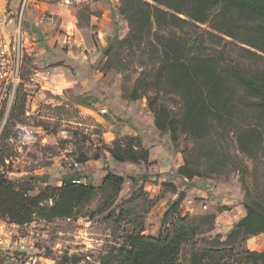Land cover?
<instances>
[{"label": "trees", "instance_id": "1", "mask_svg": "<svg viewBox=\"0 0 264 264\" xmlns=\"http://www.w3.org/2000/svg\"><path fill=\"white\" fill-rule=\"evenodd\" d=\"M119 1L117 11L127 22L128 34L121 38L115 30L102 49L106 59L102 70L122 75V97L129 102L146 100L156 130L174 146L181 136L195 141L215 136L222 142L223 154L230 157L224 145L232 137L239 154L264 164V0ZM35 32L50 52L49 59L55 58L56 66L64 65L62 52L48 49ZM25 103V95L20 94L13 112ZM4 132L3 138L9 139ZM105 149L117 164L153 165L151 150L139 136L117 138ZM13 154L6 143H0V218L18 226L36 216L49 222L73 219L99 192L106 193V200L98 213L108 211L107 218L115 219L109 210L127 180L136 190L126 200L127 208L121 206L116 221L126 220L144 196L140 183L152 178L149 171L127 179L108 169L102 185L96 187L82 183L81 175L72 172L63 177L61 186L34 195L32 181L46 182L47 177L11 180ZM94 159L99 161L101 154ZM79 160L87 162L83 156ZM230 162L240 174L246 212L224 239L205 238L214 230L217 216L184 215L186 192L179 193L173 181H164V191L178 198L163 213L157 235L144 234L146 212L135 216L123 237L121 255L109 253L100 264H264V251L246 246L249 239L264 234V184L258 181L251 191L248 168L239 155L231 156ZM195 175L188 165L174 174L183 181H193ZM155 204L151 202V207ZM59 264H81V259L63 258Z\"/></svg>", "mask_w": 264, "mask_h": 264}, {"label": "rangeland", "instance_id": "2", "mask_svg": "<svg viewBox=\"0 0 264 264\" xmlns=\"http://www.w3.org/2000/svg\"><path fill=\"white\" fill-rule=\"evenodd\" d=\"M60 1L62 0H29L22 18L23 30L25 31V16L29 9L34 11L33 14H37V12L43 11L44 8L40 7L43 2L56 4ZM5 2L8 3L11 18L15 20L14 25H9V31L13 34L20 21L19 13L21 12L22 0H4V2L0 0V7L3 5L6 7ZM89 8L87 3H81L80 18H86ZM51 16L52 13L47 14V17L51 18ZM121 21V23L118 22L115 30L118 31L121 38H124L128 34V25L122 17ZM202 28L208 30L207 26H202ZM26 45H28L27 42L23 51L20 88L6 118L4 128V135H9V139L3 138L4 130L1 133L0 143H6L14 153L9 166V178L18 182L26 176L47 177L46 182L40 179L32 181L35 187L32 194L37 195L47 187L61 186L63 177L72 172H78L81 175L82 180H84L82 183L100 187L108 169H112L127 179L133 175L139 177V175L149 171V167L145 164L138 166L128 163L117 164L105 149V147L111 146L117 138L128 136L123 132H116V129L121 127L123 121L128 122L130 120L122 116H115L111 110H108V113L104 115L105 121L101 125L94 117L86 114L85 108L89 106V98L83 97L74 89H71L69 93L58 91L60 89H56L55 86H63L65 81L61 77L63 71L54 70V67L57 66L55 63L50 64L48 58H45L46 56L37 53L29 54L26 51L28 48ZM110 78L114 83L119 84L121 89L124 88L125 83L121 74L111 72ZM50 83L55 85L54 88H51ZM46 86L56 90V93L49 92L45 88ZM20 94L25 95V106L23 109H17L13 112ZM4 117L5 112L0 116L1 122H3ZM18 127L23 129L19 131ZM107 132L111 134L105 135ZM112 133L116 135L115 139H112ZM144 136H149L153 144L157 143L159 137L151 134V132ZM160 136L161 138H168V147L171 150L172 159L169 160V157L166 161L167 155L157 145L152 148L151 157L155 159L158 156L161 163L172 164L171 166L174 167L164 181H173L177 185L179 193L186 192V199L182 203L184 215L190 213L193 216H206V214L212 213L210 212L212 209L221 214L225 211L229 212L233 206L237 205V192H241L243 200L237 205L234 214L237 217L240 209L244 213L246 212L243 207L245 195L240 183V174L230 162V157L238 154L248 168L246 178L251 191H255L258 181L264 184V178H262L264 176V164H257L239 154L232 137H227L224 145L230 154L229 157L227 154H223L222 142L219 143L215 136L204 141H195L188 136H181L175 146L168 136L163 134ZM11 138L15 139L14 143L10 142ZM160 142L163 143V141ZM168 147H166L167 150ZM97 154H101L99 161L94 159ZM82 156L87 159L86 163L79 160ZM72 163H78V166L69 167V164ZM183 165H188L195 172L193 181H183L174 176ZM158 178L157 175H154L148 182L140 183L143 185L142 194L144 196L137 204L133 205L134 207L131 208L130 212L132 215L128 216L126 220L116 221L120 217L121 206L125 204L127 208L126 200L130 199L136 190L127 180L122 187L118 200L109 210L114 212L115 219L107 218L108 211L104 214L98 213L106 200V193L99 192L89 204L79 210L73 219L58 218L49 222L41 216H36L31 223L14 229L15 239H26L34 246V249L30 250V256L37 262L42 258H49L59 264L63 258L76 257L81 259V264H100L101 260L107 258L109 253L120 256L119 249L122 247L123 237L131 230L133 218L146 212L144 234L156 236L163 213L168 208L169 203L178 198L177 194L165 192ZM157 185L160 186L157 187ZM226 186L233 189L225 190L231 195L230 201L203 202L202 192L210 194L215 190L216 195L213 194L214 197H219L221 195L219 193L223 191L221 189ZM151 202H156L154 207H151ZM206 204L208 207L204 209ZM234 214H226L229 218H222V220L216 219L214 230L204 237L214 238L219 235L224 239L237 224L236 218L234 221L230 219L234 218ZM246 246L248 248V244Z\"/></svg>", "mask_w": 264, "mask_h": 264}, {"label": "crops", "instance_id": "3", "mask_svg": "<svg viewBox=\"0 0 264 264\" xmlns=\"http://www.w3.org/2000/svg\"><path fill=\"white\" fill-rule=\"evenodd\" d=\"M4 1V0H3ZM81 3H87L89 5V12L87 13L88 19L80 18L79 9ZM119 0H62L56 4H48L43 2L42 12L33 14V10H28L26 14L25 36L27 37V52L29 54L37 53L45 58H48L50 64L55 63V58L49 59L50 52L39 42L35 31L39 32L45 40V45L48 49H55L62 52L61 59L64 60V65L54 67V70L63 71L61 77L65 80L63 86H55L51 83V88L60 89L61 93L66 91L69 93L71 89L77 90L79 94L85 98H89V106L85 108L86 114L94 117L97 122L103 125L105 121L104 117L98 115L97 109H103L106 107L111 110L115 116H122L130 121H123L121 127H117L116 132H123L124 134L141 138L143 146L152 148L157 145L166 155V161L171 160V150L168 147V138H161V134L156 130L154 126V116L150 114L146 107V101L129 102L122 97L123 92L119 84L114 83L110 78L111 72H104L102 70V64L105 62L103 55V48L108 44L110 38L115 34V20L121 23V17L118 13ZM39 6V5H37ZM51 12V18L47 17V12ZM53 69V68H52ZM60 76V75H59ZM49 92L56 93L54 89L45 87ZM59 95V94H58ZM81 106L80 104H78ZM146 121V123H145ZM155 134L158 137L157 143H152L150 137L144 135L150 133ZM111 133L107 132L105 135ZM115 139L116 135L113 134ZM149 138V139H148ZM108 140V139H107ZM159 141V142H158ZM160 141H163L161 143ZM110 142V141H108ZM152 143V144H150ZM152 145V146H151ZM168 147V150L167 148ZM152 156V153H151ZM150 162L153 164L149 168V173L154 176L157 175L160 185L164 182V179L169 175L173 166L172 164H163L158 160V156L153 159L150 158ZM164 166V168H163ZM156 178V176H155ZM84 181V180H82ZM153 185V184H151ZM160 185H157L159 187ZM231 187H223L222 193L219 197L215 196L216 193H203L204 203L219 201H230L231 195L226 193L225 190H233ZM212 189H215L212 187ZM238 193V195H237ZM237 205L242 202L243 195L241 192H237ZM212 197V198H211ZM237 205L233 206V209L229 212H216L212 209L211 214L217 216V220L226 218V214H234L237 210ZM208 207V205H207ZM240 208V206H239ZM244 211L239 210V214H234V219L237 221L243 218ZM229 218V217H228ZM240 218V219H239ZM248 248L251 251H264V234L251 238L247 241ZM46 261L42 258L39 264H45Z\"/></svg>", "mask_w": 264, "mask_h": 264}, {"label": "built area", "instance_id": "4", "mask_svg": "<svg viewBox=\"0 0 264 264\" xmlns=\"http://www.w3.org/2000/svg\"><path fill=\"white\" fill-rule=\"evenodd\" d=\"M28 1L22 0L21 2L20 21L13 34L9 31V25H14L15 20L11 18L8 3L5 2L6 7L4 5L0 7V116L5 112L3 122L0 119V141L1 133L7 121L6 118L20 88L23 51L27 42L22 18ZM97 113L104 117L108 113V109L103 107ZM22 129V127H18L19 131ZM10 142L14 143L15 139L11 138ZM72 166L77 167L78 163L69 164V167ZM206 208L207 204L204 205V209ZM17 227L19 228L18 225L0 218V264H39L36 259L30 256V250L34 249V246L26 239H15L13 231ZM44 260L46 261L45 264H56L52 259L44 258Z\"/></svg>", "mask_w": 264, "mask_h": 264}]
</instances>
